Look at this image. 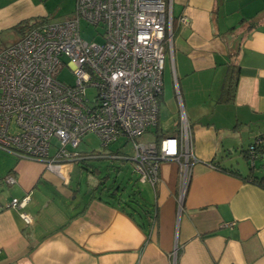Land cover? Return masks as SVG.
I'll list each match as a JSON object with an SVG mask.
<instances>
[{
    "label": "crops",
    "instance_id": "obj_1",
    "mask_svg": "<svg viewBox=\"0 0 264 264\" xmlns=\"http://www.w3.org/2000/svg\"><path fill=\"white\" fill-rule=\"evenodd\" d=\"M41 3L0 0L1 47L21 36V21L46 16ZM166 3L172 46L155 127L159 137L173 134L181 111L190 124L197 160L189 159L182 197L178 165L162 161L145 207L155 219L139 221L117 199L96 193L78 199L79 187H69L73 163L60 167L61 176L0 151V264H264V187L249 179L264 177V154L254 167L244 155L264 137V0ZM230 66L236 87L225 101ZM161 107L177 116L170 131L161 128ZM5 175L15 182L5 183ZM102 181L94 183L106 187ZM27 192L30 226L8 207ZM145 197L150 201V193Z\"/></svg>",
    "mask_w": 264,
    "mask_h": 264
},
{
    "label": "built area",
    "instance_id": "obj_2",
    "mask_svg": "<svg viewBox=\"0 0 264 264\" xmlns=\"http://www.w3.org/2000/svg\"><path fill=\"white\" fill-rule=\"evenodd\" d=\"M74 13L62 22H42L13 43L0 47V151L39 161L59 175L64 163L83 160L77 150L87 133L107 147L118 139L132 142L133 154L98 153L129 159L138 181L152 187L162 161L178 165L181 197L193 155L190 124L183 111L173 134L158 142L137 140L158 123L159 97L172 46V17L166 0H75ZM100 26L101 42L84 40L80 21ZM180 21L187 23L185 16ZM68 67L73 82L57 78ZM92 90V95L87 91ZM55 139L57 143H52ZM256 139L249 165L258 157ZM51 150L53 154L50 155ZM3 181L15 179L5 175ZM30 193L12 198L25 226Z\"/></svg>",
    "mask_w": 264,
    "mask_h": 264
},
{
    "label": "rangeland",
    "instance_id": "obj_3",
    "mask_svg": "<svg viewBox=\"0 0 264 264\" xmlns=\"http://www.w3.org/2000/svg\"><path fill=\"white\" fill-rule=\"evenodd\" d=\"M42 2L41 4H43L46 10V16L44 17L48 22H62L70 18L74 13L75 0H42ZM101 32L102 28L100 26L96 27L83 19L80 21V35L84 40L101 42ZM167 70H165V75ZM57 78L66 83H72L74 79L72 72L67 66L59 72ZM87 93L88 95H92L93 91L88 90ZM176 118L175 113L165 110V108L163 110V107H161L160 125L163 131H170L174 127ZM157 133L156 127L153 126L149 131L138 137L137 140L140 142L154 141ZM124 141L123 139H118L107 147H103L99 138L94 133L90 132L82 137L77 150L82 155V158H84V161L73 162V167L69 172V187L74 190L76 187H79L78 199L82 197L87 198V196L93 193L113 201L117 198L128 200V195H132L143 206L149 208V205L153 202V192L148 183L146 184L136 180L137 175L133 170L134 165L131 160H121L120 158L111 159V157L106 156L95 157L98 153H117L118 155L124 154L131 156L133 154L132 142ZM52 143L57 142L53 139ZM52 154L53 150L50 152V155ZM105 178V184L109 190L118 188V191L115 192L114 199L110 198L106 194V191L101 194V185L96 186L95 184L96 182L100 183ZM51 192H55L59 199H63L58 192L53 190ZM148 193H150V201H147L145 197ZM70 201L72 200H69V203ZM135 214L138 219H141L138 212H135Z\"/></svg>",
    "mask_w": 264,
    "mask_h": 264
},
{
    "label": "trees",
    "instance_id": "obj_4",
    "mask_svg": "<svg viewBox=\"0 0 264 264\" xmlns=\"http://www.w3.org/2000/svg\"><path fill=\"white\" fill-rule=\"evenodd\" d=\"M47 19L45 17H36L35 19H32L31 21H21L16 28L19 30V32L21 33V36L24 35L26 32H28L33 26L42 23V22H46ZM172 23H174V20L172 21ZM172 32H173V26H172ZM236 79H237V70L234 69L233 66L228 67L227 72L225 74V78H224V82L221 88V97L225 100V101H229L233 98V94H234V90L236 87ZM162 96V95H161ZM159 97V102H160V98ZM166 135V134H165ZM163 135V136H165ZM163 136H158V133L156 135V139L154 140L155 142H158L160 138H162ZM260 140L259 143L255 144L254 146V150L257 154L261 155L264 154V137H259L258 138ZM245 157L248 159V150H246L244 152ZM80 161H84L80 160ZM79 162V161H78ZM231 173L235 174V175H239V173H237L235 170H230ZM249 179L258 184L261 187H264V177L262 178H258V177H249ZM136 180H138V177L136 178ZM103 182V181H102ZM101 182V183H102ZM106 188V189H105ZM106 191V194L111 198V197H115V192L118 191V188L113 189V190H109V188H107V186L105 187L104 183L101 185V191L100 193L102 194L103 192ZM91 194V193H90ZM99 197L103 198L102 196L98 195ZM128 200H122L120 198H117L116 203H118L120 205V207L124 210L127 211V213L129 215H131L132 217L136 218L139 221H144V218H148L149 220H154V214L148 216L147 212L148 210L145 208V206L142 205V203L138 202L132 195H128ZM123 202V203H120ZM140 210V211H139ZM135 212L140 214V218L138 219L136 217Z\"/></svg>",
    "mask_w": 264,
    "mask_h": 264
},
{
    "label": "water",
    "instance_id": "obj_5",
    "mask_svg": "<svg viewBox=\"0 0 264 264\" xmlns=\"http://www.w3.org/2000/svg\"><path fill=\"white\" fill-rule=\"evenodd\" d=\"M262 158H264V155H262Z\"/></svg>",
    "mask_w": 264,
    "mask_h": 264
},
{
    "label": "bare ground",
    "instance_id": "obj_6",
    "mask_svg": "<svg viewBox=\"0 0 264 264\" xmlns=\"http://www.w3.org/2000/svg\"><path fill=\"white\" fill-rule=\"evenodd\" d=\"M164 137V136H163ZM161 139V138H160Z\"/></svg>",
    "mask_w": 264,
    "mask_h": 264
}]
</instances>
